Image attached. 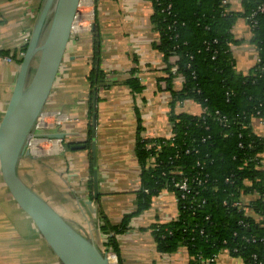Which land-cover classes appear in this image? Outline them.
Listing matches in <instances>:
<instances>
[{
  "label": "crops",
  "instance_id": "1",
  "mask_svg": "<svg viewBox=\"0 0 264 264\" xmlns=\"http://www.w3.org/2000/svg\"><path fill=\"white\" fill-rule=\"evenodd\" d=\"M225 1L232 11H241L242 0ZM41 3L42 0H0V120L18 71L19 50L29 38ZM152 12L146 0H94V6L92 3V7H86L72 25L44 107L45 112L57 113L64 123L59 132L65 134L66 143H61L59 151L38 158L37 172L28 165L30 159L21 163L22 178L29 185H54L55 192L60 190L56 185L64 186V191L58 193L70 195L63 196L68 204L57 203V210L103 251L106 235L99 231L100 219L105 216L111 224H119L124 216L136 210L135 197L141 186L135 155L137 140L146 144L150 139H170L171 112L198 115L201 111L192 101L173 102L172 94L181 89L183 78L179 73L172 79L168 77L167 66L170 70L176 67L177 57L172 55L164 60L155 48L158 35L151 23ZM96 28L99 55L94 64L92 31ZM231 33L236 41L231 46L234 69L247 75L256 65V47L250 42L247 21L237 19ZM3 55L9 56L10 61H4ZM93 69L101 76L91 88L88 78ZM129 78L136 81L133 89L125 82ZM93 113L95 168L91 154ZM251 131L264 139V117L252 119ZM68 143L84 144L85 149L71 150V145H64ZM260 157L264 169V147ZM94 170L98 185L96 199L88 196L87 189ZM250 198L251 195L246 200ZM88 200L95 202V213H90L85 205ZM177 216L174 193L160 189L152 196L148 208L134 215L127 228L115 235L118 263L187 264V254L182 250L171 254L158 252L149 230L152 224L168 223ZM0 264H61L32 221L16 205L1 177ZM216 264L246 263L221 252Z\"/></svg>",
  "mask_w": 264,
  "mask_h": 264
},
{
  "label": "trees",
  "instance_id": "2",
  "mask_svg": "<svg viewBox=\"0 0 264 264\" xmlns=\"http://www.w3.org/2000/svg\"><path fill=\"white\" fill-rule=\"evenodd\" d=\"M168 4L170 9L164 10ZM259 4L264 5V0H242L241 11L234 12L223 0L153 2L151 23L159 35L155 48L164 60L177 57V71L171 73L167 66L168 77L172 79L179 73L183 78L181 89L172 94L173 102L189 100L205 111L201 115L171 112L173 136L157 139L161 145L157 152L146 150L145 141L137 140L135 155L141 186L135 197L136 210L119 224H111L105 216L99 223V231L106 235L104 251L114 253L117 259L115 235L127 228L134 215L148 208L152 196L161 188L176 191L168 177L170 171L179 170L201 181L191 184L189 197L178 205L175 220L149 227L156 250L171 254L184 247L187 264H207L203 261L223 250L246 264H264V169L261 158L255 160L263 151L264 139L251 131L252 119L264 117V13L255 16L250 29L258 67L247 75L237 73L231 52V46L236 44L232 26L239 18L246 20ZM92 35L95 64L99 55L97 28ZM26 45L27 41L19 54ZM99 76L98 70L91 71V88ZM125 82L132 89L136 87L134 78ZM91 100L92 92L90 104ZM220 117L226 122L219 123ZM151 156H155L156 167H148ZM20 175L23 177L21 165ZM87 189L93 198L91 180ZM250 195L258 197L246 200ZM236 202L242 206H236ZM256 216L263 219L257 221Z\"/></svg>",
  "mask_w": 264,
  "mask_h": 264
},
{
  "label": "water",
  "instance_id": "3",
  "mask_svg": "<svg viewBox=\"0 0 264 264\" xmlns=\"http://www.w3.org/2000/svg\"><path fill=\"white\" fill-rule=\"evenodd\" d=\"M80 0H42L20 59L14 85L0 120V177L8 193L36 227L61 264H110L107 253L96 242L75 229L53 203L26 183L20 175L22 161L32 159L27 150L29 136L44 110L70 37ZM96 89L92 106L95 109ZM92 165L95 168V114H92ZM48 139H63L49 133ZM71 150L85 149L74 144ZM36 160V159H32ZM65 172V171H64ZM63 172V173H64ZM93 198L98 196L96 172L92 175ZM90 213L95 202L85 201Z\"/></svg>",
  "mask_w": 264,
  "mask_h": 264
},
{
  "label": "built area",
  "instance_id": "4",
  "mask_svg": "<svg viewBox=\"0 0 264 264\" xmlns=\"http://www.w3.org/2000/svg\"><path fill=\"white\" fill-rule=\"evenodd\" d=\"M146 1H147V3L150 4V7L152 8V11H153V2H155V0H146ZM92 3L94 6V0H80L78 3V6H77L74 21L80 17V15L84 12L86 7H92ZM223 3H227V2L225 0H223ZM170 7H171V5L168 4L164 8V10L168 11L170 9ZM89 13L92 16V13H93L92 8L89 11ZM259 13H264V5L263 4H259L246 17V20L248 21L247 23H248L250 29L254 26L255 16ZM157 35H158V33H157ZM157 40L159 41V35L157 36ZM22 55H23V53L19 54L20 58L22 57ZM2 59L4 61H7V62L10 61V57L7 55H3ZM258 65H259V58H258V54H257V50H256V65H255V67H258ZM170 71H171V73H176L177 67H173ZM185 101H189V100H185ZM200 109H201V111L198 115L203 114L205 111V109H202L201 107H200ZM215 114H218V112L216 111ZM223 122H226V120L224 119V117H220L219 123H223ZM63 124L64 123H62V121L59 119V116L57 113L45 112L44 110L40 113V115L38 116L36 123H35L36 129H35L34 133H32L29 136L28 141H27V147L26 148L29 151L31 158H33V159L42 158V157L48 156V155L60 150L63 143H66V142H63L66 140L65 137L63 139H48V138L44 137V135L49 134V133H60L59 131L62 128ZM156 140L157 139H150V141L145 144L146 150H151V151H155V152L159 151L161 145H160V143L156 142ZM61 143H62V145H61ZM258 157H260V155L255 156V160L257 162L259 161ZM260 163H261V160H260ZM156 166H157V163L155 161V156H151L148 159V167H156ZM169 174H170V177H168L169 183H170L169 185L173 189L176 190L175 192L174 191H172V192L175 195L177 205H179L180 203L183 204L184 201H186L187 198L189 197L191 184L192 183L198 184V183H200L201 179H199L197 177H193V176L192 177L185 176L179 170L170 171ZM161 189L168 190L166 187L161 188ZM144 191L147 192V190H144ZM251 196H252L251 199L258 197L257 195H251ZM235 205L241 207L242 203L236 202ZM244 211L247 215L251 214V212L247 209ZM255 218L257 221H261L263 219L262 216H256ZM180 250H182L183 252H186V249L184 247L179 248L177 251H180ZM222 252H225L228 254L227 250H223ZM106 253H107V257L110 261V264H118L117 263V257L114 253L109 252V251ZM178 253H181V252H178ZM218 255L219 254L214 255L211 258L204 260L203 263L216 264V258Z\"/></svg>",
  "mask_w": 264,
  "mask_h": 264
},
{
  "label": "rangeland",
  "instance_id": "5",
  "mask_svg": "<svg viewBox=\"0 0 264 264\" xmlns=\"http://www.w3.org/2000/svg\"><path fill=\"white\" fill-rule=\"evenodd\" d=\"M37 160V159H36ZM28 165H30V168L31 169H33V171H36L37 172V166H39L38 164H35V163H33V162H29V164ZM22 170V169H21ZM30 182V181H29ZM32 182H30V184H31ZM31 186H34L35 187V189L38 191V192H40L42 195H44L47 199H49V198H54V199H52V201L51 202H53V205H54V207L55 208H57V203L58 204H62L63 206H65L66 204H68L67 203V201L65 200V197H68V193H67V195H66V192H60V193H58L59 191H64V186L62 185V186H60V185H56V188L58 189L59 187V191H57L56 190V192H55V186L54 185H31ZM57 193V194H56ZM58 196H61V198H58ZM63 196H65V197H63ZM70 196V195H69ZM60 202V203H59ZM57 205V206H56ZM82 230V229H81ZM83 232V231H82ZM238 258V257H237Z\"/></svg>",
  "mask_w": 264,
  "mask_h": 264
}]
</instances>
